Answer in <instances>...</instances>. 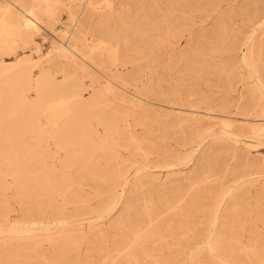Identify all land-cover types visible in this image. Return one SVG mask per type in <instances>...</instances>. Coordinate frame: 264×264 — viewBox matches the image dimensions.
<instances>
[{"label": "bare ground", "instance_id": "obj_1", "mask_svg": "<svg viewBox=\"0 0 264 264\" xmlns=\"http://www.w3.org/2000/svg\"><path fill=\"white\" fill-rule=\"evenodd\" d=\"M71 1L77 7L67 0H0V229L17 230L0 238L27 243L29 264H83L82 258L93 264H183L162 252L170 247L167 238L185 241L177 249L193 263L199 256L189 246L211 235V254H242L249 264H264V205L253 193L264 198V179L252 176L247 196L233 198L232 216L215 215L211 208L206 223L200 212L220 195L219 182L211 179L215 173L194 186L175 168L184 157L130 128L135 119L144 127L159 122L156 105L163 104L152 96L166 102L180 126L217 120L216 142L226 144L223 151L241 166L264 167V158L253 155L254 141H264V0L242 10L214 4L205 17H215L211 31L219 34L203 43L194 34L193 16L212 0ZM64 10L68 19L57 30ZM240 15L245 17L238 25ZM44 29L54 41L42 60ZM204 44L234 55L213 72L210 63L198 60L206 56ZM184 72L198 83L217 75L227 99L239 92L242 115L234 120L229 110L196 107L181 84ZM162 81L179 85L165 88ZM211 92L198 101L213 105ZM237 122L254 140L238 144ZM206 132L217 134L214 126ZM205 139L201 132L179 145L196 143L195 155ZM155 155L158 164L151 165ZM138 157L143 165L116 215L117 198ZM161 164L170 173L165 181L154 174ZM9 190L23 210L21 221L9 214ZM20 256L16 251L8 264H19Z\"/></svg>", "mask_w": 264, "mask_h": 264}, {"label": "rangeland", "instance_id": "obj_2", "mask_svg": "<svg viewBox=\"0 0 264 264\" xmlns=\"http://www.w3.org/2000/svg\"><path fill=\"white\" fill-rule=\"evenodd\" d=\"M263 1V0H260ZM258 3V0H212V1H205L203 4V12L195 13L193 16V24L192 28L194 31V34L197 37V40L201 43L204 42V37L208 38L212 41H215L218 36V32L214 33L212 32V28L214 26V20L215 17L207 18L205 17L207 13L212 11V8L214 4L221 3V6L223 9H227L230 6H234L237 10L239 8L244 9L248 6L249 3ZM68 5L71 7H77L75 3L71 0H67ZM245 15H240L238 18H236V23L239 25L243 22ZM68 19V12L67 10H64L61 15V20L57 22L56 25H54V28L59 30L61 28L62 23L66 22ZM207 19V20H206ZM49 27V26H48ZM51 29V28H50ZM205 34V35H204ZM44 39L40 40L41 43V50L44 52V56L42 57V60L47 59L48 52L51 49V46L53 45L54 37L48 31L47 29L43 30ZM206 56L200 57L198 60L201 62H208L212 65V71H216L217 69L221 68V65H219L222 61L226 60V58L229 55H234V53L228 52L227 54L225 52H215L212 48V45L204 44ZM241 51L238 50L235 54V56L238 58L240 56ZM35 59H38V56H35ZM222 59V61H221ZM239 65H241L239 63ZM94 76L99 77V74L95 72L94 70L91 71ZM207 82H197L195 78L189 76L184 72L183 79H182V85L184 86L185 92L191 93V99L194 105L196 107H200L204 109H210L211 111L216 112L217 114L219 112H222L224 109L229 110L231 112L232 118L234 120H237L242 114V105L237 107V102L239 99V92L235 91L231 94V97L227 99V97L224 96V85L222 80L217 77V75L212 74L208 75ZM158 80L155 79L154 83H156ZM102 79L98 82V84H103ZM161 83L165 88H169L170 85L177 86L179 85L174 83V81H162ZM171 83V84H170ZM170 84V85H169ZM142 86V85H141ZM238 86H241V83H238ZM212 91V98L215 100L213 105H205L200 103L198 101L201 98V95L204 93H207L208 91ZM153 101H159L163 105H156V108L158 109V112L160 114L159 116V122L152 123L148 125L147 127L141 126L137 124L138 119H135L134 121H131V129H133L134 133H136L138 136H141L146 141H150L155 146H158L159 148L163 149H175L176 154H178L180 157H184L182 161L176 162L177 165L175 166L176 169H178V173L181 172L184 175H187V177L192 178L195 181L196 184H202V180L207 175H212L215 173L214 176L211 177V179L215 180L214 183L219 182L215 185V189L220 191V195L217 198H213L212 200L209 199L210 204L204 207V211L200 212L203 219L206 220V223L209 220V217L211 216L210 210L211 208L214 209L215 215H227L231 213L232 216L233 213V198L238 197L239 195H245L247 196L248 188H250L253 184V181H255L252 176L257 175L261 176L258 177L259 180L264 179V167L259 166H244L240 165L236 159H234L232 156H229L226 151H223V148H225L226 144L224 142H216V136L221 132V126L218 124L217 120L213 119V125H211L208 118L204 119L202 123L200 124H194L192 128L188 126H180L178 125V122L180 119L176 118L174 114H169L173 110L166 107V102L162 100H157L155 97H149ZM250 101V98L244 99L243 103H248ZM213 112H210L209 114L213 115L216 114ZM169 115V116H168ZM184 122V120H183ZM202 124V126H201ZM212 126H214L215 130L217 131V134L214 136H209L207 134V130L210 129ZM240 122L236 123V130L237 136L235 138H239V145L243 144L244 142H249L254 139L250 137V135L247 133V131L242 129L240 127ZM149 127H152V132L149 131ZM186 130V133L183 131ZM199 131V132H198ZM203 133L205 132L206 139L203 143V145L199 148V150L193 155V147L196 146V143L193 147H181L179 145L180 141H183L185 137L187 138H194L197 133ZM219 132V133H218ZM243 137V138H242ZM247 138V139H246ZM254 143L258 144L256 148L253 149V155L257 157H263L264 158V141H254ZM211 146H213L212 150H207ZM196 149V147H195ZM127 157L128 153H125ZM204 155V158L202 157ZM194 156V157H192ZM157 156L152 157V164L156 165L158 164L154 158ZM206 158V159H205ZM193 159V160H192ZM143 157H138V162L134 163L131 167V175L129 177V184L125 187V191L120 193V195L117 198V206L115 208L116 215L121 213V210L123 208V205L125 203V200L127 196L130 193V184L135 180L136 169L143 165ZM198 163V166H197ZM263 164V163H262ZM149 165V166H151ZM166 167V168H164ZM254 170V174H250L249 172ZM261 170L262 172H259ZM258 171V172H256ZM249 173V174H248ZM154 174L160 178L161 181H165L168 179V176L170 173L168 172L167 166H164L161 164L160 168L154 170ZM176 174V173H175ZM197 176L199 178H197ZM213 183V184H214ZM193 191V190H190ZM256 194L255 197L261 200V202L264 205V198H262V194L260 192H253ZM7 201L9 202L10 210L9 214H11L15 221H21L23 220V210L20 207V204L15 200L14 194L12 191H8V194L6 196ZM212 220V218L210 219ZM87 223V222H86ZM211 227L213 228L210 234H212L216 229H214V223L211 222ZM106 227V226H105ZM108 229L110 227H107ZM112 230H115V228H110ZM208 229V228H207ZM17 233V230H12L10 227L5 226L4 228L0 229V237L5 236L8 237L9 235H14ZM116 238H119L120 235H116ZM173 244V245H172ZM165 245H170L169 248L167 246L164 247V250L162 252L166 254H175L177 255V260H179V263H186V264H236V262L240 264H249L247 262V258L242 255H235L233 258L231 257H224L221 254L214 253L211 254V249L213 245V241L211 238V235L207 237V239H204L203 242L200 243H193L189 246L188 252H192L193 255L199 256L197 262H190V256H185L184 253H181L180 250L185 248L186 242L180 241L178 238L168 237L167 242ZM28 246L27 243L22 242H16L12 243V241H4L3 238H0V264H8L10 262H14L15 257L13 259V254L17 252L21 253L20 258H18L19 264H29L31 261L30 256H28V252L26 247ZM177 248H181L178 250ZM188 253V254H189ZM235 258V259H234ZM98 257H96L94 260L98 261ZM105 258H100V260ZM83 264H93L92 260L86 261L85 258H82ZM39 264L41 262L39 261Z\"/></svg>", "mask_w": 264, "mask_h": 264}]
</instances>
